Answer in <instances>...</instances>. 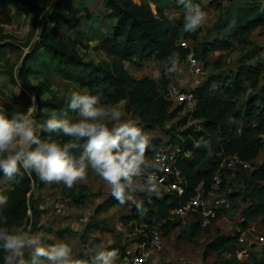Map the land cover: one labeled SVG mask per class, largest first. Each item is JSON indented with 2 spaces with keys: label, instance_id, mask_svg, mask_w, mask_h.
Listing matches in <instances>:
<instances>
[{
  "label": "trees",
  "instance_id": "1",
  "mask_svg": "<svg viewBox=\"0 0 264 264\" xmlns=\"http://www.w3.org/2000/svg\"><path fill=\"white\" fill-rule=\"evenodd\" d=\"M101 4L103 13L113 24L111 32L93 46L96 53L103 55L97 61L78 53V46L88 48L82 42L59 40L60 31L73 26L65 0H0V6H11L17 11L26 8L47 13L39 23L36 19L30 21L28 39H33L31 50L8 73L10 83H19L21 86L20 92L13 95V100L22 104L21 110H26L34 96L37 105L34 116L39 122L47 119L53 109L72 114L73 111L66 107V96L60 97L45 80L34 85L28 78V63L33 61L35 53H46L58 65L72 66L74 71L82 73L80 75L84 77H79L78 81L86 92L94 95L99 93L102 103L118 104L125 101L124 110L138 118L145 133L159 132L169 137L165 145L178 149L174 164V171L178 175L170 176V181L178 180L184 187V193L160 192L159 197L138 194L144 201L141 209L145 211V219L150 226L148 236L154 229H158L162 236L174 230L180 222L172 212L180 204L186 203L198 187L208 194L216 175L222 180L219 192L225 193L231 203L246 205L242 210L244 221L255 222L264 217V160L259 168L235 174L239 185L232 190L231 183L226 179L231 172L223 167L224 160L232 156L253 163L264 149V51L251 44L249 39L254 29L264 25V17H249L250 9L239 11L237 20L228 27L230 33H226L224 28L236 17L235 12L238 10L228 7V12L216 26V31L224 36L217 46L228 49L237 43L238 46L256 47L241 53L228 71L222 70V59L218 57L205 80L194 88L193 106L185 108L166 101L164 92L176 78L172 70L173 53L178 54V60L186 62L189 50L180 47L179 41L189 39L196 42L198 30L180 33L182 25H168L163 9L158 6L160 0H140L139 3L134 0H101ZM208 7L222 9L219 0H211ZM7 47L6 44L0 45V49ZM206 49V45L201 49L198 47L194 52L196 58L205 62ZM145 61L168 65L156 79L147 76L134 78L125 66H139ZM249 90L252 93L242 105L239 98ZM5 107L9 114L18 111L13 106ZM180 113H184L183 117L175 125L167 127L166 122ZM190 121L195 123L189 125ZM45 135L41 132L42 137ZM149 138L152 147L146 151L145 157L150 154L151 159L161 140L157 136ZM55 139L62 142L68 137L57 136ZM198 141L202 142L198 144ZM80 151L73 150L76 155ZM3 180L10 181L4 193L1 191ZM43 185L35 174L19 177L18 183L0 174V194L8 197V203L0 209V215L7 219L9 227L25 228L28 211L35 216L33 191ZM82 197L78 194L74 201L78 202ZM237 241V235L213 241L212 247L217 252L213 264H247L230 248V243ZM2 256L0 252V264Z\"/></svg>",
  "mask_w": 264,
  "mask_h": 264
},
{
  "label": "clouds",
  "instance_id": "2",
  "mask_svg": "<svg viewBox=\"0 0 264 264\" xmlns=\"http://www.w3.org/2000/svg\"><path fill=\"white\" fill-rule=\"evenodd\" d=\"M177 2L185 8L183 30L195 32L205 12L193 0ZM177 58L178 54L173 53V62ZM66 107L77 118L53 109L47 119L39 122L34 116V96L26 110L11 114L5 102H0V174L17 183L19 177L35 174L40 182H62L72 188L90 168L121 205L131 203L140 210L144 201L138 194L160 196L162 180L156 170L163 168L168 158L162 153H156L152 160L145 158L152 146L138 118H129L119 104L102 103L99 93L83 90L70 91ZM41 132L47 135L42 137ZM54 135L68 139L57 142ZM74 149H81L79 155ZM7 203V195L0 194V209ZM26 250H31L28 259ZM0 252L2 264H115L118 255L115 249L97 248L86 260L73 259L69 242L58 240L45 245L41 233L33 232L30 225L9 227L3 215Z\"/></svg>",
  "mask_w": 264,
  "mask_h": 264
},
{
  "label": "crops",
  "instance_id": "3",
  "mask_svg": "<svg viewBox=\"0 0 264 264\" xmlns=\"http://www.w3.org/2000/svg\"><path fill=\"white\" fill-rule=\"evenodd\" d=\"M198 2L204 1L199 0ZM231 5L232 8L235 7L238 10L235 12L236 17L228 22L224 31L229 29L228 27H231L237 20L239 11H248L250 9L251 12H248L249 17L258 15L264 17V0H234L228 7H231ZM105 24L107 26L109 23ZM112 24L113 22H110L109 26L111 27ZM98 34L101 36L100 31L94 35L95 44L108 35L107 33L100 39ZM40 75L41 73L38 74L39 82L45 80ZM150 77L156 79L152 76ZM79 90L85 91L86 89L81 88ZM118 104L124 109L126 102L122 101ZM75 116L77 115L75 114ZM165 144V148L162 150L166 149L167 145ZM170 149H175V146ZM263 160L264 149L258 158L253 163H250L251 170L259 168ZM229 171L231 174L226 179L231 183L230 189H236L239 182L235 174L240 171L238 169ZM95 176L98 175L89 168L86 175L75 182L72 188L65 187L62 182L59 183L61 189L54 191L60 192V196L53 197L54 199L51 197L53 192L50 191L56 186L44 183L37 191L36 196L33 195V205L36 214L33 216L32 212L28 211L26 227L30 225L33 232L41 233L42 243L45 245L55 243L58 240L69 242L72 246V258L81 261L86 260L93 254L94 249H115L118 253L115 260L116 264L121 259L134 255L140 249V246L145 243L146 236L150 233V226L145 219V211L143 209L138 210L131 203L121 205L111 196L108 186L100 191L99 188H95L94 184H92L91 192L87 188V191L84 192V181L86 179L93 181ZM78 194L83 197L78 202H75L74 197H77ZM244 208H246V205H241L239 202L237 204L232 203L231 211L206 226H201L197 223L193 216L188 217L170 233L162 236L164 251L162 253H151L146 264H213L217 259V252L212 247L213 241L202 245L206 242H204L205 238H201V244H198L195 239L198 238L202 231L206 232V236L207 233L208 235L215 233L219 234L217 239H228L235 235L239 237L240 230H248L246 241L254 242L258 235L264 234V217L259 218L255 222L244 221L245 219L242 216ZM195 240L197 244L194 243ZM201 248L203 251H201ZM230 248L235 250V253L243 252L237 257L247 264H262L264 262V245H260L257 242H254L252 247L248 248L247 244H241L237 241L230 243ZM193 249H200L198 251L200 255H196L197 251H193ZM30 251L26 250V259L30 258ZM212 253H215V257L208 262L206 255Z\"/></svg>",
  "mask_w": 264,
  "mask_h": 264
},
{
  "label": "rangeland",
  "instance_id": "4",
  "mask_svg": "<svg viewBox=\"0 0 264 264\" xmlns=\"http://www.w3.org/2000/svg\"><path fill=\"white\" fill-rule=\"evenodd\" d=\"M65 1L68 5V15L72 19L73 26L72 28H63L60 31L59 40L66 42L73 39L82 42V45H85L88 48L84 49L82 46H78L76 49L78 53H80L81 55H86L89 58H95V60L100 61L103 55L99 54L98 52L96 53V51L93 50V46L96 45L94 35L95 33H98V31H100L101 36L98 34V37H100L101 39V37H104L105 34H109L111 32V27L109 26L110 20L106 17V14L103 13L104 8L102 7L101 0ZM134 1L136 3L140 2V0ZM146 1L151 2L153 0ZM198 1L199 0H193V2L199 4L201 9L205 12V19L202 22L201 26L197 29L198 34L196 42L187 39V44L188 47L192 49L193 54L198 47L201 49L203 45L207 46L208 50L206 49L207 53L205 55L204 63H206L205 65L208 70V74L211 72V68L217 61L218 57H221L222 59V70L228 71L229 66L234 64V61L241 53H246L247 51H249V49H252L256 46L264 51V25H262L261 27H257L250 33L249 39L251 41V44L256 46H238L237 43H235L228 49H220L217 45L220 43L219 41L222 40L223 35L221 36L220 33L216 31V26L222 20L223 15L228 12V5L234 2V0H219V4L222 8L221 10H215L208 7V2H210L211 0H203L204 2H201L203 4ZM49 6L50 4L47 6L46 10H48ZM158 6L163 9V15L167 18V23H169L168 25L183 26L185 14L184 5L179 4L177 0H160V4H158ZM46 15V11H44L43 13H39L26 8L17 11L11 6H0V45L6 44L9 46L7 48L0 49V102H5V106H13L18 110L22 109V104L15 102L12 98L15 93L20 92L21 86L19 83H17L16 85H12L10 83L8 73L13 70V67L20 64L25 55L31 50L30 46L33 43V39H28L30 31V21L36 19L37 23H39L42 19H44ZM105 23L109 24L106 26ZM182 29L183 28H181L180 33H183L184 30ZM225 32L228 33V29H226ZM211 45L212 47H209ZM38 59L39 62L36 63ZM167 65V63H158L154 61H145L142 62L139 66L125 64L129 73L134 78H140L142 76H152L154 78H158L161 71ZM28 66L30 67L28 78L34 85H37L39 83V77L36 72H40V76L44 77L47 84L60 97H67L70 91L83 88L80 81H78L79 77H84L80 75L82 73L74 71V68L72 66L58 65L57 63L53 62L50 56L46 53L36 52L33 61L29 62ZM172 70L175 73L176 78L174 83L171 85L178 86L182 89L189 88L190 86L192 87V85L199 84L205 80L192 75L184 60L180 61L176 59L172 64ZM251 93V90L247 91L246 94L239 98V103H242L243 105L246 102L247 98L251 95ZM74 114L76 113L72 112L71 115H68L69 118H77V116H75ZM183 115L184 113H180L177 117L168 120L166 122L167 127L175 125L177 121L183 117ZM128 116L129 118H136L131 114H128ZM194 123V121H190L189 125ZM146 135H148V137H159L161 142H159V144L157 145V149L165 148L164 143L168 142L169 139V137H166L159 132H146ZM56 137L57 136L54 135V138ZM167 148L170 149L172 147ZM146 158L150 160V154L146 155ZM9 183L10 181L7 180H3L1 182V191L3 193L8 188ZM50 184L56 186L53 187L52 190L50 189V192H53L51 196L52 199H54L53 197H59L60 192L57 193V191L61 189L60 184ZM92 184H94L95 188H99L100 191L102 190V188L106 189L107 187V185L98 176H95L93 181L90 179H86L84 181V192L87 191L86 188L90 191L93 187ZM40 188L41 187L35 188L33 191V195L36 196L37 191ZM235 204L237 203L235 202ZM202 237L205 238L204 242L206 241L202 245H205L208 242L210 243L212 241H216L217 237H219V234L214 233L213 235H208L207 233L206 236V232L202 231L198 238H195L198 241V244H201ZM196 240L194 241L195 244H197ZM199 250L200 249H193V251H197L196 255H200V253H198ZM201 251H203L202 248ZM206 256V258H208V262H210V260L215 257V253Z\"/></svg>",
  "mask_w": 264,
  "mask_h": 264
},
{
  "label": "built area",
  "instance_id": "5",
  "mask_svg": "<svg viewBox=\"0 0 264 264\" xmlns=\"http://www.w3.org/2000/svg\"><path fill=\"white\" fill-rule=\"evenodd\" d=\"M179 46L189 50L186 55V64L192 75L200 79H205L208 76L205 63L196 58L192 49L188 47L187 41H179ZM197 85L198 84H195L185 89L175 85L169 86L164 92V99L172 105H182L185 108H191L195 101L194 88ZM156 153H162L168 158L165 162V166L156 170L157 176L162 180L160 192H175L177 195H182L184 193V187L179 181H170V176L178 175V173L174 171L178 149H158L153 153L150 160L154 158ZM223 165V167L228 170L238 169L240 172L249 171L251 169L250 163L241 161L237 156L225 159ZM221 182L222 180L219 175L214 176L208 194H204L203 190L198 187L194 195L186 203L180 204L172 212L174 218L181 223L188 217L193 216L201 226H206L213 220L231 211L232 203L226 198L225 193L219 192ZM247 234L248 230H240L238 242L247 244L248 248L252 247L254 242L264 245V234L258 235L254 242L246 241ZM163 251V237L158 229H154L150 236L145 239V243L140 246V249L134 255L125 257L116 264H146L151 253H162ZM240 253H236V255L239 256ZM262 264H264V262Z\"/></svg>",
  "mask_w": 264,
  "mask_h": 264
}]
</instances>
